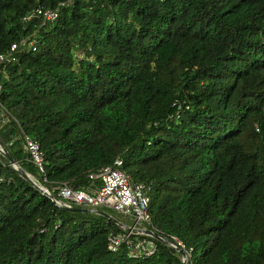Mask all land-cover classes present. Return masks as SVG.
<instances>
[{"label":"trees","instance_id":"trees-1","mask_svg":"<svg viewBox=\"0 0 264 264\" xmlns=\"http://www.w3.org/2000/svg\"><path fill=\"white\" fill-rule=\"evenodd\" d=\"M28 36L0 73V142L52 192L123 158L165 240L111 251L116 221L58 206L1 154L0 264H182L179 242L187 264H264V0H0V53Z\"/></svg>","mask_w":264,"mask_h":264},{"label":"built area","instance_id":"built-area-1","mask_svg":"<svg viewBox=\"0 0 264 264\" xmlns=\"http://www.w3.org/2000/svg\"><path fill=\"white\" fill-rule=\"evenodd\" d=\"M60 4L59 6H61ZM59 7L44 8L38 6L30 15V17H38L42 20V24L49 21H55L59 15ZM26 48L37 50L36 40L33 36H28L20 42L13 43L10 49L0 53V73L2 67L6 64L16 61L17 54ZM3 85L0 78V94ZM9 111L3 106L0 101V125H3L9 119ZM12 144V143H10ZM25 149L30 153L32 161L44 171L43 152L40 144L29 135L25 136ZM2 151L0 150V155ZM123 158L118 157L112 164L105 165L101 169L93 173L91 177L100 183H93L85 189H75L68 181L59 183L54 192L48 187L41 185L47 192L55 195V202L66 203L68 205H76L79 207H88L92 209L100 207H109L113 210L124 214L133 219V224L121 226L124 232H111L108 236V248L115 252L118 251L122 244H127L130 248V255L140 257L150 255L155 250V244L149 238L141 237L142 235L150 236L144 233L145 229L149 228L152 223V218L149 212L150 205V190L151 183L132 182L128 174L123 169ZM43 192V191H42ZM44 193V192H43ZM136 235V239L132 235ZM180 247H183L182 242H179ZM178 245V246H179ZM184 249V248H183Z\"/></svg>","mask_w":264,"mask_h":264},{"label":"water","instance_id":"water-1","mask_svg":"<svg viewBox=\"0 0 264 264\" xmlns=\"http://www.w3.org/2000/svg\"><path fill=\"white\" fill-rule=\"evenodd\" d=\"M0 150L2 151V154L4 156H6L7 159H9L10 163L12 165L15 166L16 169H18V171L22 174L23 177H25L26 179H28L30 182H32L34 185H36L41 191H43L45 194H47L48 196L51 197L52 200L55 201V195L49 193L46 191V189H43L41 187V185L37 184L33 178L15 161V159L11 156V154L6 150L5 146L0 142ZM58 206L67 209V210H71V211H77V212H96V213H102L105 216H107L108 218L116 221V223H118L120 226H126V228H130L127 225H125L124 223H122L121 221H119L118 219H116L113 215L104 212L103 210H101L100 208H96V209H92V208H88V207H79L76 205H68L64 202L62 203H57ZM144 233L155 237L157 239H160L162 241H164L165 239L163 238V236L161 234H159L157 231L155 230H151V229H145ZM168 242V241H167ZM172 246H174L182 255H183V263L182 264H187L188 261V255L187 252L183 249V247L178 246L175 243H169Z\"/></svg>","mask_w":264,"mask_h":264},{"label":"rangeland","instance_id":"rangeland-1","mask_svg":"<svg viewBox=\"0 0 264 264\" xmlns=\"http://www.w3.org/2000/svg\"><path fill=\"white\" fill-rule=\"evenodd\" d=\"M110 212L113 213L116 217L121 218V214H120L119 212H117V211H113L112 209H110ZM114 215H113V216H114Z\"/></svg>","mask_w":264,"mask_h":264}]
</instances>
